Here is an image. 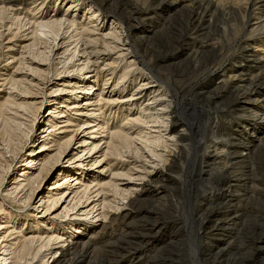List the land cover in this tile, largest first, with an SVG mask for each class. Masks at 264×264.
Masks as SVG:
<instances>
[{
	"label": "rangeland",
	"instance_id": "rangeland-1",
	"mask_svg": "<svg viewBox=\"0 0 264 264\" xmlns=\"http://www.w3.org/2000/svg\"><path fill=\"white\" fill-rule=\"evenodd\" d=\"M100 1L103 0H98V3ZM104 1L107 7L104 5L98 9L92 0H77L78 7L74 12L75 8H68L71 0H0V10H7L0 11V105L7 97L5 93L9 91L8 86L1 87V84L10 76L23 80H32V76H35V79L44 80V86H38V89L29 87L27 96L33 95L29 101L57 89L70 90L61 81L69 84L74 76H67L65 79L61 75L53 76V71L60 72L65 63H74V66L78 64L79 57H72L75 55V41L78 39L80 26L75 27V30L70 26L63 29V47L56 52L48 70L43 68L38 72L28 59L44 60L43 56L48 55L47 47L51 39L41 37L39 31L33 36L37 27L33 28L28 23L31 16L36 19L42 15L45 20L61 15L68 19L74 17L77 23L95 25L107 33L111 27V9L116 7L118 13L126 14V11L137 5L142 11L146 8V14L141 20L131 21L136 25L133 29L134 46L145 62L149 63L151 70L166 83L164 93L172 103L170 112L177 115L178 122L174 126L176 132L185 128L184 138L176 145L177 150L170 146L169 150L173 153L164 154L167 162L164 161L160 166L161 173L151 183L152 188L139 192L138 199L130 202V198L105 190V194L109 196L106 201L112 202V205L108 210L109 218L103 226L97 228V224L87 222L80 227L79 223H73L71 229H66L69 225L61 222L64 219H53V227L57 226V233L49 231L51 234L60 235L67 230L73 232L69 233L73 237L63 236L62 239H69L72 245L77 240L74 238L85 229L82 234L90 240L87 248L70 250L67 259L64 258L68 261L64 264H264V57L253 53L262 47L264 52V32L250 33L264 28V0ZM163 1L165 5L160 7L159 4ZM87 4L98 9L100 25L99 20L93 22L81 17ZM16 18L20 20L17 21ZM258 18L261 21L257 22ZM246 21L249 25L260 23V26H245ZM52 29L57 31L58 27L53 26ZM77 49L79 51V46ZM65 50L68 54L63 55ZM132 55L130 53L126 56L123 63ZM115 57L114 55L113 58ZM104 63H99L96 71L103 67L107 69ZM135 63L133 66L137 68L130 66L135 69L133 76L138 74L140 77L135 82L126 84L125 89L119 90L116 88L119 81L118 69H108L98 78L96 76L98 86L95 92L102 93L101 96L108 100L106 92L116 95L114 92L117 89L118 93L125 90L113 100L120 102L128 97L136 89L143 73L147 72L140 61L136 60ZM124 65L127 67V63ZM221 67L224 73L212 75ZM219 74L221 75L218 76ZM232 75L237 80L227 81ZM106 79L107 85L104 83ZM156 89L157 87L153 88V91ZM83 90H89L88 82ZM63 96L61 93L57 99ZM145 99L146 97L142 98L143 102ZM82 100L83 98L80 99ZM141 101L135 104L138 106ZM118 102L117 105L105 103L101 106V120L105 119L107 124L108 121L113 122L111 126L105 124L110 130L120 127L127 120L125 112H122L125 108L116 110L122 104ZM36 108L29 111L36 116L30 132L31 142L35 144L41 139L42 122L49 107L47 103H43L39 112ZM137 111V107L132 110L133 113ZM172 117L173 114L170 115ZM73 118L77 120H73L75 125L82 124L86 119L84 116ZM24 123L23 127L28 126L27 122ZM75 128L76 126H72L67 129ZM136 130L138 127H134L129 135ZM29 139L22 141L21 150L8 171L1 169L3 181L0 204L7 212L12 213V221L23 220L21 214L26 211L36 213L33 208L37 210L39 204V197L34 196L30 206L24 209L17 203L23 197L22 194L16 202L4 198L28 157L27 150L32 144ZM208 140L213 141L212 145L207 150L203 149L205 147L200 145H207ZM77 141L78 138H75L68 146V156L63 162L70 161L72 154L78 151L75 149ZM119 152L123 156L121 161L111 151V156L101 166V169L108 171L106 176L121 174L133 165H140L134 162L133 155L127 156V150L121 148ZM92 162L88 161L84 169L90 175L98 176L95 173L98 169H90L91 172L88 169ZM53 176H48L40 190L44 192L47 187L52 186V182L61 178ZM106 179L108 180L107 177ZM217 180L222 182L218 183ZM221 184L229 185L233 193L228 198L230 203L225 204L226 200L217 201L223 202V206L225 204V208L221 205L217 211L214 204L209 203L208 193ZM124 189L126 191L129 187ZM64 205L65 203L54 208L48 219L52 220L54 215L59 214ZM15 216L19 217L16 219ZM26 219L30 217L27 216ZM30 228L28 223L20 229L25 235L35 234L37 230ZM85 249L88 255L78 259L80 252ZM42 257L40 256V262L48 259Z\"/></svg>",
	"mask_w": 264,
	"mask_h": 264
},
{
	"label": "bare ground",
	"instance_id": "bare-ground-1",
	"mask_svg": "<svg viewBox=\"0 0 264 264\" xmlns=\"http://www.w3.org/2000/svg\"><path fill=\"white\" fill-rule=\"evenodd\" d=\"M92 1L95 2V6L98 9L106 5L104 0L100 1V3H98V0ZM90 4L85 5L81 17L93 22L99 20L98 23L100 25L99 11ZM163 5H165V1L159 4L160 7ZM77 7V0H71V6L68 7L69 10L75 8L74 12H76ZM134 7L126 11V14L118 13L116 7L111 9L112 11L110 10V12L112 15H110L109 19L111 27L108 28L107 33L98 29V26H87L85 23H77L74 17L68 19L61 15L58 18L51 17L45 20L42 15L36 19L35 16H31V21L28 23L33 28L37 27L32 33L33 36L39 31L41 37L51 39L49 47L46 46L48 48V55L45 57L41 55L44 60L36 61L33 58L32 60L28 59L36 67V71L41 72L43 68L48 70L49 64L54 61V57L57 55L56 52L64 45L63 41L65 38L63 37V29H66L67 26L73 27L74 30L77 29L75 27L80 26L78 39L75 41V55L72 57L73 59L79 57V59L77 60L78 64L76 66H74V63L72 65L65 63L60 72L53 71V76L61 75L60 77L65 79L67 76H74L69 84H64L67 83L64 80L61 81L63 82L62 85L70 90L57 89L56 91L47 93L43 97L40 96L38 99L34 98V100L29 101L33 96L31 94L30 97L27 96L30 90L29 87L38 89V86H44V80L35 79V76H32V80L17 79L15 76H10L8 80H4L1 84V87L8 86L9 91L5 93L7 97L0 105V189L3 181L1 169L5 168V172L8 171L13 159L19 150H21L22 141L30 138L29 140L32 144L27 150L28 157L24 160L23 168L19 170L20 173L17 174L16 181L13 182L10 190L6 191L4 198L16 202L15 200L22 194L23 197H20L17 203L20 204L19 206L22 205L21 207L24 209L30 206V202L34 196L39 197L37 202L39 204L37 210H35V207L33 208V211H36V213L26 211L21 214L24 219L17 221H12V213L7 212L4 206L0 204V264H38L40 262V256H43L42 258L48 257V259L42 260L39 264H64L68 261L66 257L70 250L74 251L79 247L87 248L90 240L85 234H82L85 229H83V232L81 231L78 237L74 238L77 240L72 245L69 239H62L63 236H71L69 233L73 232H67V230L66 232L62 231L60 235L51 234L49 231L55 232L57 228V226L55 228L53 227V219H64L61 222L64 224L67 222L69 225V227L66 225V229H71L73 223H79L78 225L80 227H83L84 223L87 222L94 223V225L97 224L95 225L97 228L103 226L109 218L107 217L109 214L108 210L112 205V202L109 203L110 201H106L109 196L105 194V190L107 189L116 195L130 198V202L135 201L139 192H143L148 187L152 188L150 186L151 183L161 173L160 166L164 164V161L165 163L167 162L166 156L164 159V154L173 153V151L169 150L171 147L177 150V143L184 138L185 128L176 132V127H174L178 120L176 119L177 115L170 112L172 103L169 101L167 94L164 93L166 91L164 89L166 83L157 76V73L155 74L151 70L149 63L145 62L144 58L139 55L137 48L134 46L133 29L136 25L131 23V21L141 20L143 18L142 16L146 14V8H143L144 10L142 11L138 8L139 6L137 7L135 5ZM0 11L5 12L7 10ZM93 11L94 14H92ZM16 20L19 21L20 19L18 20L16 18ZM256 21L261 20L258 18ZM244 24L245 26H256V28L260 26V23L257 25L253 24L255 26L249 25L248 21L244 22ZM53 26H57L58 30L54 31L52 29ZM252 32L263 33L264 28L258 31H250V33ZM94 36L95 39L93 38ZM70 38L72 39V37ZM78 46L79 51L77 49ZM262 49L255 50L253 53L256 56L264 57ZM130 53H133V55L129 57L127 62H124L127 63V67L125 65L123 66L124 59ZM66 54L68 52L65 50L63 55ZM114 55L116 56L115 58H113ZM136 60L142 63V68H145L147 72L143 73L141 79H139L140 82L136 85V89L128 97H122L123 100L120 102L113 100L117 95H122L125 90H121L118 93L117 89L114 92L117 93L116 95L112 94V92H106V95L109 97L108 100H105L101 96L102 93L95 92L98 86L96 76L98 78L100 74L102 75L104 73V70L118 69L119 81L116 88L118 87L119 90L125 89L126 84L130 85L131 82H135L139 75L136 70L137 76H133L135 69H131L132 67L130 66H133ZM99 63H104V66L108 68L103 67V69L96 71ZM135 65L137 64L135 63ZM219 72H223V67L215 73L212 72V75L218 74ZM235 78L236 76L232 75L227 78V81L232 82ZM107 81L108 79L104 81L106 85L108 84ZM87 82L89 84V90L84 91L83 89H85ZM155 87L157 89L153 91ZM160 88H162V91ZM22 89L24 91H21ZM42 89L40 88V90ZM61 93L64 96L57 99ZM144 97L146 99L143 102L142 98ZM81 98H83L82 101H80ZM139 101L141 103L137 106L135 103ZM116 102L122 103L116 110L125 108L122 112H125V119L127 120L126 122H122L120 127L110 130V128L105 127V124H107L105 119L101 120L100 110L103 104H116ZM43 103H47V107L49 108L42 122L41 139L38 140V144L36 143V145L35 142H31L30 135L36 116L35 114L32 115L33 113H29V111L37 107L36 111L39 112ZM134 107H137L138 110L135 113L132 112ZM71 114L84 116L86 119L82 124L75 125L73 120H76V118H73L75 116H70ZM171 114H173L172 118H170ZM132 115L134 117H131ZM55 119L60 121L57 122ZM22 120L27 122L28 126L23 127L25 123ZM109 122L107 125L111 126L113 122ZM72 126H76V128L74 130L67 129ZM134 127H138V130L129 135V132L133 131ZM71 131L73 133L69 135L68 133H71ZM80 135L82 136L79 138ZM75 138H78L77 146L75 147L78 151L72 154L70 161L63 162L62 160L68 156V153L66 154L67 148ZM97 139H100V141ZM208 141L209 143L207 145L200 146L205 147L203 149H209L213 141ZM136 145L140 146L137 147ZM121 148L127 150V156H130V154L133 155L134 162L140 165H133V167L128 168L121 174H110V176H106L105 173L108 171L106 172L105 168L101 169V166L105 163L106 158L111 156V151H114L117 158L121 161L123 158L119 152ZM71 151H73V148ZM210 152L212 150L207 155ZM7 154L9 155L8 158L6 157ZM90 160L93 162L88 169L90 172L91 170L98 169V172H95L98 176L90 175L85 171V165ZM209 173H211L210 170ZM4 175L6 174L4 173ZM49 175H54L53 178L55 176L61 178L52 182V186L47 187L43 192V190H40V186L46 181ZM116 181L125 182L117 183ZM216 182L219 183L222 181L217 180ZM224 182L227 181L224 180ZM125 187H129V189L125 191ZM232 190L229 185H218V188L208 193L209 203L212 202L211 204H214L217 211L221 205L225 208V204L227 202L230 203L228 198L233 193ZM218 200H226L224 206L222 204L223 202H217ZM63 203L65 205L60 213L54 215L52 220H49L48 218L51 216L50 212L54 208L62 206ZM16 215H19V213ZM27 216L30 219H26ZM48 220L49 223H47ZM27 222L30 223L31 228L38 232L36 231L35 234L31 233L30 235L22 233L20 228L26 224L28 225ZM95 226H90V228H94ZM84 255H88L86 249L80 252L78 259H81Z\"/></svg>",
	"mask_w": 264,
	"mask_h": 264
}]
</instances>
